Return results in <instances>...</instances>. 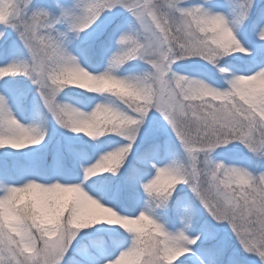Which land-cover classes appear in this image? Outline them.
Segmentation results:
<instances>
[{
    "label": "snow or ice",
    "instance_id": "1",
    "mask_svg": "<svg viewBox=\"0 0 264 264\" xmlns=\"http://www.w3.org/2000/svg\"><path fill=\"white\" fill-rule=\"evenodd\" d=\"M0 264H264V0H0Z\"/></svg>",
    "mask_w": 264,
    "mask_h": 264
}]
</instances>
